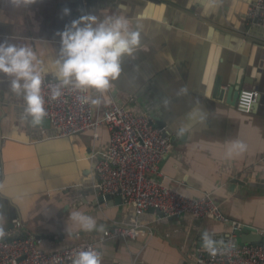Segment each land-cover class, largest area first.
<instances>
[{
	"label": "crops",
	"instance_id": "obj_1",
	"mask_svg": "<svg viewBox=\"0 0 264 264\" xmlns=\"http://www.w3.org/2000/svg\"><path fill=\"white\" fill-rule=\"evenodd\" d=\"M253 0H35L16 5L0 0V42L29 45L45 75L57 78L59 36L83 14H122L139 25L142 48L125 57L121 76L101 94L137 114L161 121L172 147L159 164V177L191 197L211 193L228 223L211 219L159 218L152 210L98 201L93 189L96 161L109 145L105 126L98 138L81 132L58 137L51 125L32 126L24 118L22 95L0 74V227L43 238L48 251L80 240L95 243L102 264H196L208 232L220 244L233 224L250 226L264 240V27L246 17ZM71 10L65 16L63 10ZM258 97L249 112L237 109L240 89ZM236 142L244 152L227 155ZM80 211L103 231L136 221L135 239H107L103 231L81 230L70 218ZM247 231H242L246 233ZM217 245V246H218Z\"/></svg>",
	"mask_w": 264,
	"mask_h": 264
},
{
	"label": "built area",
	"instance_id": "obj_2",
	"mask_svg": "<svg viewBox=\"0 0 264 264\" xmlns=\"http://www.w3.org/2000/svg\"><path fill=\"white\" fill-rule=\"evenodd\" d=\"M246 17L256 19L264 27V0H253L247 7ZM58 79L45 75L42 94L45 99L46 119L58 137L90 132L98 138V130L105 126L109 132V145L94 164L96 181L93 189L100 195L120 196L124 205L132 207L136 214L152 210L163 217H179L187 214L196 219H211L228 223L211 193L191 197L176 187L169 186L162 177L159 164L171 150L169 136L164 128L154 127L144 114H137L110 100L97 111L94 105L82 104L79 97L90 95L67 87L57 100H50V86ZM258 92L243 88L236 98L237 109L249 112ZM2 168L0 166V175ZM233 233L239 224H233ZM143 231L136 221L117 223L103 231L107 239H135ZM232 235L217 246L216 255L207 251L198 253L196 264H264V244H239ZM43 238L29 231H22L21 221L14 220L10 238H0V264H72L74 254L92 247L95 243L80 240L59 250L43 248ZM98 251V250H97Z\"/></svg>",
	"mask_w": 264,
	"mask_h": 264
},
{
	"label": "clouds",
	"instance_id": "obj_3",
	"mask_svg": "<svg viewBox=\"0 0 264 264\" xmlns=\"http://www.w3.org/2000/svg\"><path fill=\"white\" fill-rule=\"evenodd\" d=\"M16 5H30L35 0H12ZM71 10L65 8V16ZM59 36V58L56 60L57 78L59 84L50 86V100H57L62 95V89L67 87L87 93L94 90L101 94L113 87L122 73V63L125 57L135 58L142 48L139 25L122 14L105 15L100 19L97 15L88 13L79 16L66 24L57 33ZM0 74L10 78V90L16 95H22L24 101V118L32 126L41 125L47 116L42 85L45 71L42 61L33 48L27 44L17 45L8 41L0 42ZM82 104L99 105L101 100L89 95L79 97ZM246 145L233 143L227 155L244 152ZM69 218L81 230L103 231L97 228L93 217L80 211H73ZM5 232L0 227V238ZM202 247L210 254L216 255L220 243L208 232L201 234ZM72 264H102L101 253L89 247L76 252Z\"/></svg>",
	"mask_w": 264,
	"mask_h": 264
},
{
	"label": "water",
	"instance_id": "obj_4",
	"mask_svg": "<svg viewBox=\"0 0 264 264\" xmlns=\"http://www.w3.org/2000/svg\"><path fill=\"white\" fill-rule=\"evenodd\" d=\"M237 95H238V92H237ZM149 120H150V123L154 127L164 128V124L161 121L156 120V119H154V121H152V119H149ZM42 125H49V120L45 118L44 121L42 122ZM163 134L168 136L165 130L163 131ZM110 200H111V197L109 195H104V196H100L98 201L108 202ZM113 201L120 204L121 203L120 196H117L115 199H113ZM157 215L159 217H163L161 213H158ZM172 218L173 217H170L169 219H172ZM242 231H247V232L242 233ZM235 234L239 238V244H264L262 235H260L257 232V230L253 227L244 226L242 228H238L235 230ZM36 237L38 238L40 236L36 235Z\"/></svg>",
	"mask_w": 264,
	"mask_h": 264
}]
</instances>
